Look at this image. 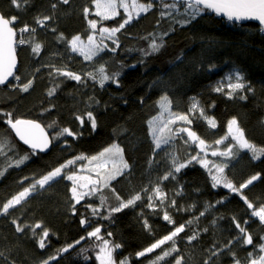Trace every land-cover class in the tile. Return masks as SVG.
<instances>
[{
	"label": "trees",
	"instance_id": "obj_1",
	"mask_svg": "<svg viewBox=\"0 0 264 264\" xmlns=\"http://www.w3.org/2000/svg\"><path fill=\"white\" fill-rule=\"evenodd\" d=\"M53 2L56 0H32L20 11L11 5V0H0V13L6 18L17 16L19 19L16 28L22 27L25 23L36 27L34 17L52 15L50 5ZM85 6L90 7L88 19L99 21L97 28L118 27L124 18L121 9L120 16L110 20H100L94 14L95 8L91 0H70L68 5L59 4L53 20L46 22L47 27L37 28L36 42L42 44L41 54L34 56L28 44L17 47L16 74L21 77L20 83L33 79V87L29 92L23 93L19 89L0 86V111L12 112L13 118L36 120L49 135L59 130L48 127L53 121H56L60 128L70 127L74 132L79 131L82 135L75 140L67 137L68 145L64 144L65 138L62 137L52 143L48 152H38L20 168L8 169L5 175L0 177V202L28 185L30 181H25L23 185L18 183L23 177L33 174L38 177L77 155H96L114 142L124 149V158L129 163L130 169L125 175L117 176L115 180L110 181L109 188L104 190L105 194L115 205L117 201L113 190L124 199L140 191L165 171L163 164L149 170L148 160L153 156L154 145L147 125V121L158 111L155 102L165 92L173 101V110L179 112L187 111L188 98L191 96H198L205 107L215 101V108L209 109L208 114L215 116L218 127L209 130L203 121L196 122L192 126L208 143L212 144L216 139L224 136L227 131V121L235 116L245 130L246 137L257 146L264 147V34L259 32V26L253 22L233 23L209 13L184 27L173 24L168 18L161 20L157 25L160 11L157 5L152 11L141 15L138 20H134L117 33L120 47L115 53L106 50L96 60L97 67L100 63H105L109 72L117 70L120 62L125 65H137L135 69L123 70L119 78L121 87L117 88L114 84L108 83L101 89L98 85L94 86L91 80L86 81L87 87H81L75 81L65 80L56 95L48 97L46 90L53 86V81L48 75L50 69L43 65L55 64L56 67L67 65L70 70L78 73L92 70L90 62L83 61V57L79 55L71 54L67 51L66 43L57 40L60 33H63L67 39H71L76 34H80L83 40L87 39L91 29L84 18ZM182 11L183 9L180 8L178 13H174L177 19L181 18L179 13ZM170 25L176 30L165 37L166 46L161 53L145 58L143 64L138 63L141 54L137 49L147 47V42L141 37L150 32L167 31ZM53 28L56 32L51 31ZM24 38L30 39L29 34L25 33ZM97 39H99L98 33ZM105 43L109 48L115 47L109 40H105ZM181 56L183 59L177 61L176 58ZM210 63L218 65V68L211 73L206 71ZM233 66L243 69L255 89V94H249L246 101L228 100L209 90L210 86ZM36 69H39V72H36ZM154 80H159V83L155 88L149 89V85ZM11 83L15 84L17 81L11 80ZM89 97H95L100 101L99 105H93L92 108L98 121L95 132L87 122L81 128L79 121L74 117V113H84L85 102ZM141 97H144L143 105L140 103ZM125 100H127L126 104ZM51 105L55 107L45 111ZM4 120L5 117L0 116V133L7 134L9 142L15 145L20 155L31 152V149L16 139ZM174 147L178 148L179 154L185 158L190 153L195 154L198 151L194 145L191 147L184 145L183 140L174 142ZM171 150L170 147L164 151ZM164 151L157 155V160H162ZM210 151L209 149V160L219 162L223 159L212 157ZM250 157L251 153L242 151L238 158L229 162L225 175L238 187L251 175L261 173L260 179L243 190V194L258 206L260 202H264V157L258 161H253ZM79 163L82 161L77 162ZM5 165L6 161L0 158V167ZM177 180L179 183L173 180L164 181V190L172 192L174 187L179 188L183 185V195L176 197L177 204L185 207L196 204L194 212H177L169 209L177 226L194 214L198 215L204 209L205 203L214 204L222 197H227L223 204L209 209L199 223L192 226L197 231L207 227L208 232H201L200 237L191 244L186 239L192 234L190 230L186 229L177 239L179 255L184 257V264H204V260L210 255L205 249L210 248L214 243L220 248L237 234L235 225L232 224V216L235 215L243 225L250 213L246 211L247 206L239 195L229 193L222 187L212 189L207 171L199 164L194 163L182 170L177 174ZM70 187V181L60 179L47 191L33 194L26 203L12 210L10 215L0 216V251L5 254L4 257H0V264H9L12 260H15L16 264H39L40 260L54 254L57 249L74 243L81 236L86 237L87 232L97 225L102 227L103 235L107 236L108 232H112L113 236L110 239L123 245L114 253L117 262L130 256V264H149V261L160 253L161 250L158 249L146 257L139 259L135 257L137 251L168 234L173 228V225L163 220L161 210L156 209L154 214L153 210L145 207L146 197L143 203L137 202L135 207L114 214L111 220H104L100 217H92L90 210L83 206L85 203L98 205V196L86 198L77 205V214L72 215L68 203L71 195ZM141 212L143 216L139 215ZM84 215L91 219L90 227L80 225ZM14 216L20 218V223L27 221L35 224L42 221L44 227L49 228L52 233L48 247L41 250L35 239L27 234L16 233L11 224V218ZM219 216H223L224 219L219 220L218 226L214 227L211 221ZM144 219L148 220L153 230L152 234L144 230ZM246 227L253 234L254 244H259L261 242L259 237L264 235V230L261 229L258 220L253 218ZM231 248L241 260H246L247 253L253 250L251 245L241 246L235 242ZM81 249L89 250L86 253L90 257L89 260H85L80 255ZM97 250L94 241L86 238L53 264H98L95 259ZM175 255L166 258V264H174ZM212 264H233V261L225 251L219 257H213Z\"/></svg>",
	"mask_w": 264,
	"mask_h": 264
},
{
	"label": "snow or ice",
	"instance_id": "obj_2",
	"mask_svg": "<svg viewBox=\"0 0 264 264\" xmlns=\"http://www.w3.org/2000/svg\"><path fill=\"white\" fill-rule=\"evenodd\" d=\"M32 0H11V5L15 6L17 10L22 11L24 7L30 4ZM70 0H56L51 3L52 15H37L34 17L36 27L25 23L22 27L16 28L18 17L13 15L11 18H6L0 13V86H7L12 89H19L20 92L27 93L33 87L34 80L28 79L26 82L20 83L21 77L16 74L17 69V47L19 45L28 44L31 47V52L34 56H39L42 51V44L36 42L37 28H46V22L53 20L59 4L68 5ZM91 4L95 8V16L100 20H110L121 15L120 10H123L124 18L119 23L118 27H99V21L88 19L90 14V7L83 8L84 18L88 22L91 32L87 35V40L84 41L80 34L73 35L71 39H67L63 33L57 36L58 42H64L67 45V51L71 54H76L83 57V61L90 62L92 70H83L82 72H73L67 65L64 67H56L55 64H46L43 67L50 69L48 75L53 81V86L46 90L48 97H54L60 89L61 84L65 80L75 81L81 87H87L86 81L91 80L99 88L103 89L108 83L114 84L117 88L121 87L120 77L125 68L135 69L136 64L125 65L123 62L119 63V67L115 71L109 72L105 67V63H100L96 66V60L100 58V54L107 51L115 53L120 47L119 38L117 33L125 29L134 20H138L141 15L147 14L154 9L157 5L160 7L159 19L157 25L161 20L166 18L170 19L173 24H178L181 27L191 24L193 21L202 17L205 14H214L217 17L226 18L227 21L233 23H240L243 21H254L259 25V32L264 34V0H91ZM182 8L180 19L176 18L174 13H178ZM176 29L171 25L167 31L160 33L150 32L141 39L147 42L146 48L137 49L141 54V59L138 63L143 64L145 58L152 57L161 53L166 46L165 37L169 36L170 32ZM51 31L56 32L53 28ZM29 34L30 39H25L24 34ZM97 33L99 39H97ZM105 40L111 41L115 47L109 48ZM71 58V56L69 57ZM177 61L183 57H177ZM218 68L217 64L210 63L207 72L211 73ZM39 72V69L35 70ZM17 81L13 84L10 81ZM63 78V79H59ZM159 83V80H154L149 89H153ZM211 92L219 94L228 100H241L246 101L249 94H255V89L251 82L247 79L242 68L233 66L227 73L222 75L209 89ZM100 101L95 97H89L85 102L86 110L83 114L74 113L75 120L79 121L80 127L83 128L85 123H89L91 130L96 131L98 127L97 117L92 110L93 105H99ZM127 103V100L124 101ZM140 103L143 105L144 97L140 98ZM55 105H51L45 111H50ZM155 107L158 109L156 115L152 116L148 121L149 135L152 138L154 145L152 152L153 156L148 160L149 170L153 167H159L163 164L165 171L163 175L158 176L155 181H150L140 191L135 192L129 198L124 199L113 190V195L117 203L113 205L109 197L105 194L106 189L110 186V181L115 180L117 176H123L130 169V165L124 158V149L118 143H112L105 147L97 155L86 156L77 155L73 158L60 163L58 166L51 168V170L39 175L38 177L33 174L32 176L23 177L18 183L21 185L25 181H30L22 190L11 195L9 198L0 202V216H8L11 211L26 203L27 200L38 192L47 191L54 183L60 179L71 182L69 188V211L72 215L77 214V205H80L86 198L93 196L99 197V204L94 205L85 203V209L90 210L92 217H100L104 220H111L116 213L122 212L124 209L132 208L137 205V202L143 203L144 198L147 199L145 207L153 210L154 214L156 209L163 212V220L173 228L168 234L144 247L135 253L137 259L146 257L149 254L161 250L159 254L155 255L149 261V264H166V258L175 255L174 264H184V257L179 255L180 249L177 246V239L181 233L187 230L192 232L186 239L189 244L196 241L201 232H208L207 227L197 231L192 226L198 224L200 219L206 215L211 208H215L218 204H223L227 197H222L214 204L205 203L204 209L198 215H193L184 223L176 225L175 220L169 209H174L177 212H194L196 204L188 205L187 207L177 204L176 197L183 195V185L179 188L173 189L172 192H166L163 187L164 181H179L177 174L182 170L188 168L194 163L199 164L204 168L211 179L212 189L222 187L227 189L229 193H235L240 196V199L247 206L246 211L250 213L248 219H245L243 225L238 218L232 216V224L235 225L237 234L228 240L227 244L217 248L215 243L205 251L210 255L204 260V264H212L213 257H219L225 251L231 256L233 264H264V235H260V243L254 244L253 234L250 233L246 227L253 218L258 220L262 230H264V202H260L257 206L251 202L244 194L243 190L252 185L255 181L261 178V173L257 172L251 175L239 186L225 175V169L229 167V162L238 158L242 151L251 153V160L258 161L264 157V147H259L251 142L245 135V130L240 126L237 118L233 116L227 121L226 134L216 139L212 144L208 143L206 139L193 129V124L203 121L207 124L209 130H214L218 127V122L215 116L209 115V109L215 108V101L205 107L204 103L198 96H191L188 98V107L186 112H179L173 110V101L169 94L165 92L155 102ZM0 116L5 117L4 123L8 125L15 136L19 138L25 145L32 150L20 155L16 150L15 145L9 142V137L6 133H0V158L6 161L4 167H0V177H3L10 168H20L38 152H45L50 148L54 141L64 139V144L68 145L67 137L73 140L82 135L79 131H73L70 127L60 128L56 121L48 125L49 128H59L53 135H49L45 128L35 120L13 118L12 112L0 111ZM115 131V130H114ZM186 137V139H184ZM230 138V141H229ZM183 140L186 146H195L198 151L195 154H189L186 158L179 154V149L174 147V142ZM229 141L228 143H225ZM234 142V143H233ZM172 148L171 151H164L167 148ZM209 149L212 157L223 158L217 162L209 160ZM161 151H164L162 160H157L156 157ZM88 161V165L80 164L79 167L73 171V166L77 165L78 161ZM94 167H89L93 165ZM111 165V168L108 165ZM101 169L106 171L102 174ZM87 170L89 173L95 172L93 175H81L83 171ZM198 191V189H197ZM103 210V211H102ZM104 213H107L106 215ZM139 215L143 216V212ZM19 217H12L11 224L15 228V232L19 234H27L30 238L36 240L39 249L44 250L48 247L49 237L52 234L51 230L44 227L42 221L35 224L25 221L19 222ZM224 219L223 216L214 217L211 224L214 227L218 226V221ZM91 219L84 215L80 220L82 227H90ZM143 228L149 234L153 230L148 223L147 219L143 220ZM37 230H40L39 232ZM113 236L112 232H108L107 236L102 234V227L97 225L91 231L87 232V236H81L74 243L67 244L55 251L54 254L39 261V264H53L57 262L64 253L69 252L76 245L84 239H92L94 247L98 249L95 252V259L98 264H130V256L123 259H115L114 253L116 250L121 249L123 245L114 242L110 239ZM241 244V246H253V250L247 253L246 260H241L231 246L233 243ZM168 245V247H164ZM88 249H81L80 255L85 260L90 257L86 255ZM4 252L0 251V257H4ZM7 259V257H5ZM9 264H16L15 260Z\"/></svg>",
	"mask_w": 264,
	"mask_h": 264
},
{
	"label": "rangeland",
	"instance_id": "obj_3",
	"mask_svg": "<svg viewBox=\"0 0 264 264\" xmlns=\"http://www.w3.org/2000/svg\"><path fill=\"white\" fill-rule=\"evenodd\" d=\"M86 40L87 39H85L84 41H86ZM80 164L88 165V161L85 160V161H82V163L77 164L76 166L73 167V171H75L79 167ZM89 167H94V164L93 165H89ZM108 167L111 168V165L109 164ZM100 171L103 174L106 170L105 169H101ZM81 175H93V178H95V172L89 173L87 170L83 171L81 173Z\"/></svg>",
	"mask_w": 264,
	"mask_h": 264
},
{
	"label": "water",
	"instance_id": "obj_4",
	"mask_svg": "<svg viewBox=\"0 0 264 264\" xmlns=\"http://www.w3.org/2000/svg\"><path fill=\"white\" fill-rule=\"evenodd\" d=\"M226 19V18H225ZM244 22H253V23H255V24H257L258 25V23L257 22H254V21H243V22H240V23H244ZM240 23H238V24H240ZM259 26V25H258ZM17 68H18V59H17ZM15 71H17V69L15 70ZM12 79L10 78V81H11ZM29 120H32V119H29ZM36 121V120H35ZM36 122H38V121H36ZM39 123V122H38ZM42 126V125H41ZM43 127V126H42ZM46 130V129H45ZM47 132V131H46ZM13 133V135L15 136V133L14 132H12ZM16 137V136H15ZM16 139L19 141V142H21L23 145H25L22 141H20L19 140V138L18 137H16ZM26 147H28V145H25ZM52 146V145H51ZM51 146H50V148L48 149V150H46L45 152H42V153H46V152H48L50 149H51ZM29 148V147H28ZM30 149V148H29ZM41 153V152H40Z\"/></svg>",
	"mask_w": 264,
	"mask_h": 264
}]
</instances>
